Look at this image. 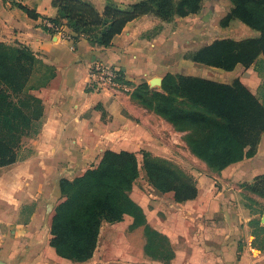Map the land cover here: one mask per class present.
<instances>
[{
  "label": "crops",
  "instance_id": "obj_1",
  "mask_svg": "<svg viewBox=\"0 0 264 264\" xmlns=\"http://www.w3.org/2000/svg\"><path fill=\"white\" fill-rule=\"evenodd\" d=\"M220 2L211 10L216 12V19L232 8L230 0ZM20 4L36 15L27 13ZM58 13L54 0H0V43L29 46L56 68V76L48 85L33 91L44 102V120L39 135L31 139L32 153L0 168V264H264V251L256 244L249 223L254 216L242 194L243 184L264 175V133L252 157L222 171L204 162V173L195 178L198 194L194 199L176 201L174 192L157 190L140 171L131 196L142 207L147 223L167 237L173 251L168 262L146 252L145 226L133 227L129 215L120 222L102 224L98 247L90 259L74 261L56 252L50 241L52 218L64 199L60 183L97 167L105 151L150 152L157 156L171 152L178 142L199 159L186 141L177 138L181 133L173 124L135 102L131 91L135 85L150 82L155 76L164 78L167 73L203 77L191 73L192 61L186 60L184 65L171 61V57H178L172 45L176 44V33L148 37L146 25L155 21L150 15L129 22L111 46L101 47L65 24L63 34L47 31L44 21L57 18ZM216 33V39L260 36L239 19H232L227 26L219 23ZM96 59L120 66L132 90L111 94L90 86V64ZM206 66L204 72L210 75L204 78L227 84L240 80L260 96L264 77L253 65L238 64L230 71ZM160 121L170 135L159 128ZM125 221H129L130 230L140 233L144 252L136 260L126 254L128 260L120 263L109 256L118 247L113 234ZM104 232L108 239L102 262L98 250Z\"/></svg>",
  "mask_w": 264,
  "mask_h": 264
},
{
  "label": "trees",
  "instance_id": "obj_2",
  "mask_svg": "<svg viewBox=\"0 0 264 264\" xmlns=\"http://www.w3.org/2000/svg\"><path fill=\"white\" fill-rule=\"evenodd\" d=\"M203 1L141 0L127 8L107 5L100 11L87 0H54L59 13L53 20L66 21L69 28L94 46L109 47L114 37L136 18L151 14L165 21L185 17L197 13ZM231 2L232 8L221 25L239 19L259 31L260 36L216 39L198 49L191 59L228 71L238 64L253 65L264 77V0ZM19 6L36 15L27 6ZM55 76L56 68L45 63L29 46L0 43V168L16 163L24 140L39 135L44 102L33 91L47 86ZM174 96L185 98L194 109L173 105ZM132 97L162 115L178 131L187 132L185 140L191 152L217 171L254 156L264 133V82L257 96L240 80L227 84L167 73L161 90H152L148 82H143ZM145 155L146 176L157 190L174 192L178 202L197 196L196 181L154 160L148 153ZM140 171L134 152L107 150L97 167L72 180L62 179L64 200L57 205L52 218L50 241L60 256L79 262L90 259L98 247L103 222H120L126 215L133 218V227L145 226L147 253L156 238L167 239L147 223L142 207L131 196ZM252 190L264 196V175L255 178ZM170 251L168 260L173 255L171 246Z\"/></svg>",
  "mask_w": 264,
  "mask_h": 264
},
{
  "label": "rangeland",
  "instance_id": "obj_3",
  "mask_svg": "<svg viewBox=\"0 0 264 264\" xmlns=\"http://www.w3.org/2000/svg\"><path fill=\"white\" fill-rule=\"evenodd\" d=\"M87 1L92 2L100 11H103L105 6L107 5H113L119 8H127L129 5L139 2L141 0H95L94 2L92 0H87ZM220 1L221 0H204L202 2L200 10L197 13L190 14L185 17L175 16L172 19L166 21L151 14L150 20H155V21L146 25L147 35L148 37H155L158 34L161 35L162 33H166V32H170L171 35L176 33L175 37L173 38L174 40H176V44L175 45L172 44V45L175 47V52L176 55H178V57L177 56L171 57V61L178 60L180 61L179 63L184 65L185 64L184 62H186V60L187 62H189L188 60L192 61L191 57L198 49H200L205 45H208V42L210 41L213 42L216 40L218 36V34L216 33V26L219 23L221 24L225 16L221 17L220 19L219 18L216 19L215 17L216 12H212L211 10H213L216 4H222ZM62 22L63 23H60L61 25L64 24L66 25V21H62ZM201 44L204 45L201 46ZM165 46H167V48L170 47V45L168 44H166ZM167 58L165 59L166 61L168 60ZM195 63L197 62L192 61V63H190L193 66L191 68L192 69L191 73L196 72L197 74H199V76H203V78L204 75L206 76L210 75L204 72V66H205L204 64L201 63L195 64ZM206 67L213 68V66L212 67L206 66ZM155 77H160V76H155ZM142 83L143 82L135 85V88L131 92H134V90L137 89V87ZM148 83L150 84L152 90H158L160 88V85H158L157 83L156 85H152L150 82ZM147 97L151 98L152 95H147ZM174 97L175 99L173 101V105L186 109H194L185 98L179 96H174ZM132 99L135 102H138L141 105H143L139 99H136L134 97H132ZM163 124L164 123L161 122L159 124V128L162 131L166 132L164 134L170 135L171 132H169L168 128L164 127ZM179 132L181 133V135H177V138L180 137L184 141H186L185 138L188 133L183 131H179ZM160 138H163V136L160 135ZM165 138L167 139V137ZM31 139L32 138H26L24 140V144L20 150V159H25L27 156H29L32 153ZM174 144L175 146L172 148L174 150H172L171 152L165 151L164 154H160L157 156H154L150 152H144V155L141 152H137L138 154L136 155L140 162L141 172H145L143 163L147 156L145 154L148 153V155H150L154 160L172 169H175L176 171L180 172L182 175L195 181V178L197 176L204 173V161L197 159L196 157H192L190 153H188L187 147H184L182 144L178 142H175ZM144 178H147V176L145 175ZM138 183L139 186H141V189H144L145 191L147 190L146 188H143L141 182ZM252 184L253 183L243 184L242 194L245 205L251 210L252 215L254 216V218L249 223L252 227L254 234L256 235V244L260 247L262 251H264V223L262 222V217L264 216V196H260L257 193H255L252 190ZM128 218L129 220H133V218L132 219L130 217ZM258 221L260 222V224L257 223ZM103 223H106V221H104ZM129 224H130L129 221H125V223H122L121 226L118 229H116L115 233L113 234L114 240H116L117 242L116 245L118 247L113 248L112 251H114V254L111 253L110 254L111 256L109 257L113 259H118L120 263L121 261L125 262L126 260H128L127 258L128 256H126V254L127 255L132 254L131 255L133 258L132 260H136V258H138L142 254V252H144V244L142 242V237L140 233L138 231L130 230ZM107 239L108 238L106 236V233L104 232L102 235L100 248L98 250V255L100 256L101 254L100 259L102 260V262L104 259V256L102 254L104 252V248H105L104 245L105 243H107ZM155 242H156L155 245L151 248L148 254L151 257L162 258L165 259L164 261L168 262V258L170 257V253H171L168 240L164 237H160V238H156ZM129 243H133L134 246L129 247L128 246ZM123 246L125 247V249H123Z\"/></svg>",
  "mask_w": 264,
  "mask_h": 264
},
{
  "label": "built area",
  "instance_id": "obj_4",
  "mask_svg": "<svg viewBox=\"0 0 264 264\" xmlns=\"http://www.w3.org/2000/svg\"><path fill=\"white\" fill-rule=\"evenodd\" d=\"M7 1L12 2L14 0ZM44 27L54 34H63L65 30V26L51 19L44 21ZM89 84L97 90L106 91L111 94H119L132 90V85L127 81L121 67L102 59H96L91 62Z\"/></svg>",
  "mask_w": 264,
  "mask_h": 264
},
{
  "label": "water",
  "instance_id": "obj_5",
  "mask_svg": "<svg viewBox=\"0 0 264 264\" xmlns=\"http://www.w3.org/2000/svg\"><path fill=\"white\" fill-rule=\"evenodd\" d=\"M155 79H159L160 81L157 84L160 85V86H162L163 78H161V77H154V78H152V80L150 81V83L152 85H156V83L154 82ZM262 222L264 223V216L262 217Z\"/></svg>",
  "mask_w": 264,
  "mask_h": 264
},
{
  "label": "bare ground",
  "instance_id": "obj_6",
  "mask_svg": "<svg viewBox=\"0 0 264 264\" xmlns=\"http://www.w3.org/2000/svg\"><path fill=\"white\" fill-rule=\"evenodd\" d=\"M159 81H160L159 79H155L154 80L155 83H159Z\"/></svg>",
  "mask_w": 264,
  "mask_h": 264
}]
</instances>
